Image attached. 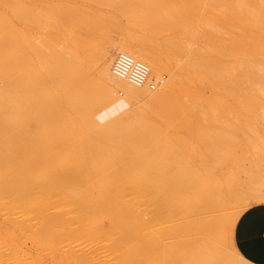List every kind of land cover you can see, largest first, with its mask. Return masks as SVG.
Segmentation results:
<instances>
[{
    "label": "bare ground",
    "instance_id": "bare-ground-1",
    "mask_svg": "<svg viewBox=\"0 0 264 264\" xmlns=\"http://www.w3.org/2000/svg\"><path fill=\"white\" fill-rule=\"evenodd\" d=\"M182 1L216 14L0 0V264H253L235 245L245 207L222 130L264 106V0ZM117 52L146 62L148 81L118 75ZM113 90L142 102L125 109ZM90 147L122 151H78ZM191 215L199 263L183 239Z\"/></svg>",
    "mask_w": 264,
    "mask_h": 264
},
{
    "label": "rangeland",
    "instance_id": "rangeland-1",
    "mask_svg": "<svg viewBox=\"0 0 264 264\" xmlns=\"http://www.w3.org/2000/svg\"><path fill=\"white\" fill-rule=\"evenodd\" d=\"M172 2L175 3L176 5L172 4V5H170V8L171 7L176 8L178 6V8H181L182 14L184 13V16L185 15L187 16V19H189V20H191L190 18H193V20L196 19L197 20V21L195 20L196 23H198V21L203 22L202 17L205 18L204 20L209 19L208 17H204L206 12H208V14H209V11H210V14L215 13V10L210 6H206V7L202 6L200 9L199 6H196L192 3L189 4L186 1H184L185 2L184 3L182 0H172ZM168 3H170V2H168ZM166 4L167 3H165L164 5L165 6L169 5V4H167V5ZM161 5L162 4H159V6H161ZM192 5H194V6H192ZM168 7L169 6H167L166 9H168ZM154 8L155 7H153L152 9H154ZM157 10L161 11V9L159 7ZM203 10H206V12ZM166 11H168V10H166ZM17 12H19L18 8H17ZM161 12H163V11H161ZM208 14L205 16H209ZM215 14L213 15V17L216 16ZM199 15L202 17H200ZM197 16H198L199 20H198ZM209 17L212 19V15ZM123 20H125L124 22H126L125 17L123 18ZM18 25H19V20L17 18V26ZM199 25H201L200 27L199 26L198 27H199L200 31H203V35L204 34H206V35L210 34V28L203 27L202 23H199ZM204 26H206V25H204ZM204 28H205V30H204ZM206 29H207V31H206ZM116 30H117V31H115L116 35H114V37L112 39L115 41L116 45H118L121 41V37L119 35H120V33H122V30L121 29H116ZM118 33H119V35H118ZM143 34H145V35L150 34L151 37H154V38L155 37L161 38L162 35H163V37L167 36V34L165 32L159 33L157 31H146V30L143 32ZM198 42L202 43L203 40L198 39ZM161 48L162 47H160V49ZM118 52L116 53V56H117ZM160 76H161V78H164V83H166V81L169 78V74L165 70L158 72L156 74V77L151 78V80H157V79L159 80L158 77H160ZM166 77H167V79H166ZM148 89H150L151 91H156V90L160 89V84H158L155 88H148ZM111 94H112L111 96L120 105H122V107L125 109H132L136 105H138L139 103L142 102L141 97L135 96L132 93H125L123 90L122 91L121 90H113ZM261 110H264V106L262 107ZM261 110L258 112L240 113V115H237L238 117H236L238 119H236V122H234L235 126L233 128H231L229 130H222L223 136L227 137V138H224V140H223L224 148H222L223 149L222 153L224 154V152L227 151V152H229V154L226 155L227 152H225L224 155H226V156L230 155V157H231L232 155L230 153L235 152L234 154L232 153L233 158L232 157L228 158V161L226 164H224L225 165L224 167H225V169H234L237 172V174L239 176V181L241 182V183L239 182V189H238L239 191L237 192L238 200L240 202L244 203V207H246L248 205V203H250L251 192L256 191L258 188L259 182L261 180H264V111L261 112ZM229 119H231L233 121L235 119V116H234V118L229 117ZM33 126H36V123H33ZM228 131H233V133H230V132L228 133ZM222 132H220V133L222 134ZM226 133H228V134H226ZM225 147H227V149L229 148V150H225ZM55 150L60 151V149H58V148ZM78 151H83V152L122 151V149H120V148L118 149V148L90 147V148H82V149H79ZM67 160H69V159H67ZM63 161H65V160H63ZM228 165L232 168H230ZM194 217H196V216L191 215L189 217L191 220H189L188 218L186 219L185 223L188 224L187 225L188 227H189V225L190 226L193 225L192 223L195 224ZM193 219H194V221H193ZM194 228H196L195 225H194ZM194 228H192V226H191L188 230L185 231V233H183L184 234L183 239H184L186 248L188 249L187 253H188V251L190 252L188 254L190 255V257H192V260H193V258H195V260H196V258L200 255V254L198 255L199 250H201L200 245H199V241H198L199 240L198 232ZM200 258H201V256H200ZM195 260H193V261H195ZM189 261L192 262L191 260H189ZM197 261H199V260H196V262ZM203 261H204V259H203ZM203 261L201 263H203ZM205 262H206V260H205ZM197 263H199V262H197ZM192 264H193V262H192ZM194 264H196V263H194Z\"/></svg>",
    "mask_w": 264,
    "mask_h": 264
},
{
    "label": "crops",
    "instance_id": "crops-1",
    "mask_svg": "<svg viewBox=\"0 0 264 264\" xmlns=\"http://www.w3.org/2000/svg\"><path fill=\"white\" fill-rule=\"evenodd\" d=\"M263 184L261 180L257 190L251 192L250 203L239 215L234 230L238 251L253 264H264V197H259L264 196V191L260 193Z\"/></svg>",
    "mask_w": 264,
    "mask_h": 264
},
{
    "label": "built area",
    "instance_id": "built-area-1",
    "mask_svg": "<svg viewBox=\"0 0 264 264\" xmlns=\"http://www.w3.org/2000/svg\"><path fill=\"white\" fill-rule=\"evenodd\" d=\"M113 69L118 75L127 77L136 84H144L149 79V65L127 52L118 53ZM161 81H163V78ZM149 84L153 88L157 85L154 80H150Z\"/></svg>",
    "mask_w": 264,
    "mask_h": 264
}]
</instances>
